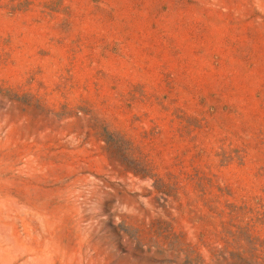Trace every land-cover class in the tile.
<instances>
[{"label":"rangeland","instance_id":"1","mask_svg":"<svg viewBox=\"0 0 264 264\" xmlns=\"http://www.w3.org/2000/svg\"><path fill=\"white\" fill-rule=\"evenodd\" d=\"M0 264H264V0H0Z\"/></svg>","mask_w":264,"mask_h":264}]
</instances>
